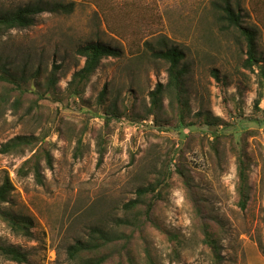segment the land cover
<instances>
[{
    "label": "rangeland",
    "instance_id": "rangeland-1",
    "mask_svg": "<svg viewBox=\"0 0 264 264\" xmlns=\"http://www.w3.org/2000/svg\"><path fill=\"white\" fill-rule=\"evenodd\" d=\"M34 1L0 0V11ZM63 1L75 3L71 15L44 13L34 27L0 35V66L18 77L26 71L28 81L39 71L37 87L23 84L18 108L16 94L8 97L16 85H0V148L18 136L39 138L33 152L0 153V185L9 175L15 188L2 208L34 223L28 236L0 216V246L26 253L22 264H77L67 248L89 241L99 228L129 239L102 250L112 254L105 264H264V77L260 67L245 66L239 32L223 31L221 0ZM231 1L244 25L257 31L264 60V0ZM97 42L120 56L103 60L82 97H69L73 75L85 64L77 50ZM163 42L186 56L184 123L190 126L183 134L171 91L151 114L150 93L170 79L169 65L152 56ZM56 65L59 82L48 93L45 83ZM115 110L121 119L107 123ZM207 118L222 120L220 139ZM39 147L53 157L52 168L42 162L43 184L20 172ZM240 155L248 176L245 209ZM150 184L159 196L146 224L116 226L114 218L129 217L124 204ZM0 264L19 263L0 254Z\"/></svg>",
    "mask_w": 264,
    "mask_h": 264
},
{
    "label": "trees",
    "instance_id": "trees-1",
    "mask_svg": "<svg viewBox=\"0 0 264 264\" xmlns=\"http://www.w3.org/2000/svg\"><path fill=\"white\" fill-rule=\"evenodd\" d=\"M216 7L220 10L219 22L225 23L222 26L223 31H230L236 29L241 37L245 41L247 56L245 66L248 69H254L255 67H260V74L264 77V64L263 58L259 55L258 48V33L255 29L244 25L242 10H238L233 7L231 0H221V3H216ZM75 10L74 2H64L63 0H37L29 3L25 6L19 7L12 12H2L0 11V35L7 33L15 29H29L35 26L37 17L44 14H57V15H71ZM78 55L85 59L84 66L74 73L73 78L68 86L67 92L69 97L80 98L85 92V87L90 81L91 77L99 69L102 62L106 58H118L120 56V51L104 45L100 42L90 43L84 47H80L78 50ZM152 56L156 59L162 60L169 65L168 73L170 76L168 85L164 86L159 83L154 91L150 93L152 111L151 114L157 115L158 111L161 109L163 104V97L166 91H171L177 102H178V113L180 116V125L176 128L181 129V134H183V129L190 125H185V115L188 107L186 96L185 79L187 76L186 68L182 66L183 61L186 59L185 54L178 47H170L167 43L163 42L162 48L159 50L154 49L152 51ZM26 70V69H24ZM60 70L58 65L54 66L52 72L50 73L47 81L45 83L47 92L56 90L59 79L57 74ZM39 72V71H38ZM38 72L32 76L29 81L26 78V71L20 77L14 75L11 71H8L7 67L0 66V85L13 84L16 85L14 89H10L8 97L11 98L12 94H16V99L14 106L16 108L22 105V98L25 96L27 91H24L23 84L33 85L37 87L38 83ZM214 76L219 80V75L214 72ZM32 80H34L33 83ZM29 93L33 94L29 89H26ZM107 95V87L103 90L100 95V100L104 101ZM42 97H38L35 100L34 106L30 109V112L37 108L39 101ZM260 99L257 100V106ZM39 107V106H38ZM110 117H107V123L113 118L121 119L115 111H111ZM202 118L204 116H201ZM158 121V118L156 119ZM223 123L221 119H206V125L216 126V131L212 134L215 139H220L218 133V126ZM39 143V138L34 136H18L3 144L0 148V153L9 155L12 153H23L25 150H31L33 152ZM218 143V142H217ZM82 144L79 141V145ZM100 162H102L104 153L100 149L99 152ZM244 155L239 157V180H240V195L242 198L241 207L246 208L247 202V184L248 176L247 169L245 168V162L242 159ZM45 161L49 168L53 166V157L51 152L47 149L39 147L38 150L32 155L30 159L25 161L23 167L21 168L22 175L33 174L35 180L39 184H43L42 176V162ZM14 185L9 177L6 175L0 185V216L8 223V225L17 233H23L28 236H32L31 228L34 226L33 220L27 215L20 213H13L10 210H5L2 208L3 204H7L14 192ZM151 195V197H150ZM136 199L124 204L123 209L129 217L124 218H114V224L116 226H126L134 228H142L148 219L156 202V198L159 196L158 187L152 184L140 187L136 190ZM264 219V218H263ZM206 239L210 241V235L205 232ZM126 243L129 239L124 234H117L114 231L112 233L103 231L102 229H93L92 236L89 241L79 240L75 244L70 245L67 248L68 257L72 261H77V264H105L112 256V254L107 249V254H102V250L108 247L110 244L115 243L120 240H124ZM213 244V241H210ZM88 253L91 255L89 258H83L82 255ZM0 254L6 259L17 262L19 264L28 262V255L16 247L13 246H0ZM79 259V261H78ZM149 264H155L152 260Z\"/></svg>",
    "mask_w": 264,
    "mask_h": 264
}]
</instances>
